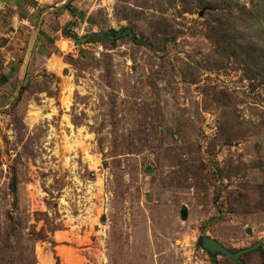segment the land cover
<instances>
[{"label":"rangeland","instance_id":"obj_1","mask_svg":"<svg viewBox=\"0 0 264 264\" xmlns=\"http://www.w3.org/2000/svg\"><path fill=\"white\" fill-rule=\"evenodd\" d=\"M203 236L264 264V0H0V264H236Z\"/></svg>","mask_w":264,"mask_h":264},{"label":"crops","instance_id":"obj_2","mask_svg":"<svg viewBox=\"0 0 264 264\" xmlns=\"http://www.w3.org/2000/svg\"><path fill=\"white\" fill-rule=\"evenodd\" d=\"M63 18H65L66 22L63 25H67L68 23H70L72 21V17L69 13V11H66V14L62 15ZM79 18L82 17V14L78 15ZM76 28L74 29V32L77 33ZM78 36L80 37L79 33ZM51 37H54L53 35ZM81 38V37H80ZM62 39V43H65L64 46L65 48H61V46H59L58 39L55 40V43L53 44L54 47L50 48L51 46L48 45V42L44 39H40L36 50L37 53H39V55L36 58H65L66 55L69 54H74L77 50V48H79L80 45H77L75 41L69 39V38H65L63 36H61ZM47 54V55H46ZM62 54V55H61Z\"/></svg>","mask_w":264,"mask_h":264},{"label":"water","instance_id":"obj_3","mask_svg":"<svg viewBox=\"0 0 264 264\" xmlns=\"http://www.w3.org/2000/svg\"><path fill=\"white\" fill-rule=\"evenodd\" d=\"M203 247L209 252L212 256H224L232 261H234L236 264H243L242 257L246 254H249L252 251H255L260 247V244H257L251 248H248L246 250H241L238 252H231L227 248H225L219 241L209 237V236H203L200 239Z\"/></svg>","mask_w":264,"mask_h":264},{"label":"trees","instance_id":"obj_4","mask_svg":"<svg viewBox=\"0 0 264 264\" xmlns=\"http://www.w3.org/2000/svg\"><path fill=\"white\" fill-rule=\"evenodd\" d=\"M74 24V23H73ZM63 32H64V35L66 36V38H69V39H71V40H73V41H75L76 42V44L77 45H81L80 44V37L78 36V34L77 33H75L74 31H72V32H68V30L65 28L64 30H63ZM124 35H130L129 33H128V28H126V29H122L121 31H116V30H110L109 32H108V34H107V37L109 38V37H117V36H124ZM89 38V37H88ZM133 39L135 40V41H137L136 40V37L135 36H133ZM138 42V41H137ZM15 189V188H14ZM13 189V190H14ZM42 239H44V237H42ZM199 246L200 247H202L204 250H206L204 247H203V245H202V243H201V241H200V243H199ZM263 248V247H262ZM262 248H260V249H262ZM264 249V248H263ZM207 251V250H206ZM208 252V251H207ZM209 253V252H208ZM210 255V254H209ZM213 259L214 258H216L217 256H212V255H210Z\"/></svg>","mask_w":264,"mask_h":264},{"label":"bare ground","instance_id":"obj_5","mask_svg":"<svg viewBox=\"0 0 264 264\" xmlns=\"http://www.w3.org/2000/svg\"><path fill=\"white\" fill-rule=\"evenodd\" d=\"M56 239L58 241H62V240L67 239V236H64L62 234H57ZM62 258L64 259L65 264H73L77 261V258H76V256L74 257L73 252H69L67 250H64V252L62 254Z\"/></svg>","mask_w":264,"mask_h":264}]
</instances>
